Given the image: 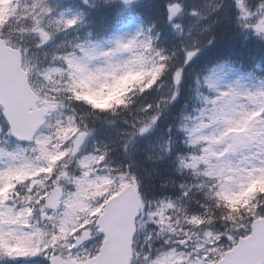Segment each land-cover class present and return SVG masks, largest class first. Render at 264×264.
<instances>
[{
  "label": "snow or ice",
  "instance_id": "snow-or-ice-1",
  "mask_svg": "<svg viewBox=\"0 0 264 264\" xmlns=\"http://www.w3.org/2000/svg\"><path fill=\"white\" fill-rule=\"evenodd\" d=\"M0 264H264V0H0Z\"/></svg>",
  "mask_w": 264,
  "mask_h": 264
}]
</instances>
